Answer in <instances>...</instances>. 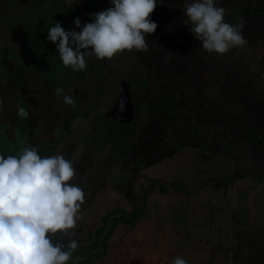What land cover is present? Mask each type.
<instances>
[{
    "label": "rangeland",
    "instance_id": "374dc122",
    "mask_svg": "<svg viewBox=\"0 0 264 264\" xmlns=\"http://www.w3.org/2000/svg\"><path fill=\"white\" fill-rule=\"evenodd\" d=\"M257 1L215 0L226 9L225 22L244 21L247 40L223 57L206 53L186 24L192 0H157L149 19L158 27L145 37L147 52L125 50L111 60L88 56L87 69L73 72L47 39L48 30L59 22L79 32L112 7L111 0H73L71 7L67 0H0L4 156L18 157L40 139L59 142L51 156L74 162L69 183L85 192L73 237L84 243L105 225L107 212H132L149 189L141 217L120 223L108 239L105 264H171L177 256L187 264H264V144L253 141L264 143V14L237 9ZM122 79L131 84L138 114L132 129L105 117ZM57 87L74 106L64 104L63 95L57 99ZM96 94L101 101L95 105ZM90 109L61 141L64 119ZM153 179L167 192L150 187ZM171 182L188 192H176Z\"/></svg>",
    "mask_w": 264,
    "mask_h": 264
},
{
    "label": "clouds",
    "instance_id": "9594fccd",
    "mask_svg": "<svg viewBox=\"0 0 264 264\" xmlns=\"http://www.w3.org/2000/svg\"><path fill=\"white\" fill-rule=\"evenodd\" d=\"M67 2L71 7L73 0ZM111 3L112 7L96 13L93 22L82 28L76 18L74 24L81 28L79 32L65 31L59 22L48 30L47 39L56 44L65 67L82 72L87 69L88 56L111 60L125 50H149L145 37L158 27L149 19L157 0H111ZM225 14L226 9L217 6L215 0H192L186 4V24L209 55L223 57L233 48L242 49L247 44L242 32L244 21L229 24L225 22ZM62 95L64 104L75 105L72 96L57 87L55 96L59 99ZM74 176L72 160L63 155L42 158L35 146L23 147L18 157L0 155V264H67L78 247L72 237L76 235L85 203L84 190L69 183ZM65 238L69 240L66 245L61 242ZM65 247L67 251L63 250ZM171 264L187 261L177 256Z\"/></svg>",
    "mask_w": 264,
    "mask_h": 264
},
{
    "label": "trees",
    "instance_id": "16d2710c",
    "mask_svg": "<svg viewBox=\"0 0 264 264\" xmlns=\"http://www.w3.org/2000/svg\"><path fill=\"white\" fill-rule=\"evenodd\" d=\"M262 1V5L261 6H257V5H241L239 7L240 11L241 12H245V11H249V12H253V13H264V0H261ZM147 63H150L148 60H146ZM94 70H97L95 68V66L92 67ZM146 83V82H145ZM98 96H96L97 98ZM97 101H98V98H97ZM90 110H74L70 113V116L66 119H64L63 121V127H62V130H61V139L62 138H65L67 137L72 131H71V126H72V123L75 119L79 118V117H89L90 115ZM256 133V132H254ZM260 139L259 137L257 138H254L253 141L254 142H258ZM54 145V144H53ZM57 146L54 145V146H49L48 145H45L43 144L42 147H41V151L38 152V154L43 158V157H48V156H51L54 151L56 150ZM5 151V149H3ZM0 152H3L1 151L0 149ZM3 154V153H1ZM178 182H171L170 183V186L173 188H175V191L179 192H188V190L186 189V186L184 185H180L178 187ZM149 186L152 187V188H155L158 186L159 191L160 192H167V186L162 183L161 180L159 179H153V180H150L149 181ZM149 189H147V192L145 191L143 196H142V201L144 202L146 200V197L147 194H148V191ZM143 202H140V205L136 206V208H134V210L132 212H127L125 211V209L123 208H117V209H114V210H111L109 212H107L104 216H103V219L105 221V225L101 226L98 231H96V237H97V240H96V243L99 245L100 242L102 241V238L103 237H106L108 236L112 231H108L107 229L109 228V226H111L112 229H115L116 226L120 223H124V224H129V225H132L135 221H137L141 215L143 214ZM107 248V246H106ZM63 250L67 251L68 249L65 247ZM76 252L73 251L72 252V257L75 255L74 253ZM88 253V252H86ZM84 253V254H86ZM87 263V262H86ZM70 264H76L74 261H72Z\"/></svg>",
    "mask_w": 264,
    "mask_h": 264
},
{
    "label": "flooded vegetation",
    "instance_id": "af4514ba",
    "mask_svg": "<svg viewBox=\"0 0 264 264\" xmlns=\"http://www.w3.org/2000/svg\"><path fill=\"white\" fill-rule=\"evenodd\" d=\"M250 138H251V136H250ZM250 140L252 141V139H250ZM258 142H260V141H258ZM125 211H127V210H125ZM232 211L234 212L235 209L232 208ZM127 212H129V211H127ZM237 212H238V210H237ZM102 221H104V220H102ZM82 222H84V219L81 220V223ZM119 225L120 224H118L116 226V228ZM126 225H128V224H126ZM109 227L110 228H108L107 230L108 231H112V232L108 236L103 237L102 238V241L100 242L99 245L96 243V240H97L96 233L93 236V232H89L88 233L89 234L90 243H84L83 240L78 239L77 240L78 247L76 249V252L74 253L75 255L73 257H71V259L67 262V264H70L72 261H74L76 264H96L98 261H99V264H105L106 263V258H104L105 257L104 255L106 254L107 250H109L108 249V246H107V241H108V239L111 237V235L116 230V228L115 229H112L111 226H109ZM98 229H99V227H98ZM76 232H79V229H76ZM57 235L59 236V234H57ZM73 237H72V239H73ZM53 242L55 243L57 241L54 240ZM61 242L66 245V243H68L69 240H68V238H65ZM224 245L223 244H219L220 248L218 250L222 251V253L225 252V251L223 252V250H224V247L223 246ZM106 246H107V248H106ZM232 251L233 250H231V252ZM86 252H88V253H86ZM84 253H86V254H84ZM228 258H229V256H228ZM222 264H223V259H222Z\"/></svg>",
    "mask_w": 264,
    "mask_h": 264
},
{
    "label": "water",
    "instance_id": "95a60500",
    "mask_svg": "<svg viewBox=\"0 0 264 264\" xmlns=\"http://www.w3.org/2000/svg\"><path fill=\"white\" fill-rule=\"evenodd\" d=\"M122 90L117 102L108 111L106 117L113 118L121 123H130L135 118V107L131 93V84L123 79Z\"/></svg>",
    "mask_w": 264,
    "mask_h": 264
},
{
    "label": "crops",
    "instance_id": "0c3cea01",
    "mask_svg": "<svg viewBox=\"0 0 264 264\" xmlns=\"http://www.w3.org/2000/svg\"><path fill=\"white\" fill-rule=\"evenodd\" d=\"M243 5H246V4H243ZM247 5H248V4H247ZM249 5H252V4H249ZM253 5L261 6V5H262V1H257V2H256L255 4H253ZM253 5H252V6H253ZM240 6H241V5L237 6V9H239ZM239 12H241L240 9H239ZM254 14L260 16V15H262V14H264V13H259V14H258V13H254ZM122 80H123V79H122ZM122 80H121V81H122ZM126 81H127V80H126ZM129 83H130V82H129ZM121 84H122V83H121ZM121 90H122V85H121ZM120 93H121V91H120ZM120 93H119V95H120ZM96 96H97V94H96ZM118 97H119V96H118ZM118 97H117L115 103L117 102ZM97 98H98V97H97ZM97 98H96L95 103H94L95 105L98 104L99 101H101V100H99V99H98V101H97ZM115 103H114V104H115ZM114 104H113L112 106H114ZM133 104H134V101H133ZM112 106H111V107H112ZM105 114H106V113H105ZM254 115H257V114L254 113ZM89 117H90V115H89ZM105 117H106V115H105ZM83 118H88V117H83ZM137 118H138V114H136V109H135V118H134V120H133L132 122H130V123H121V122H119V121H117V120H115V121L121 123L122 125L124 124V126H128V127L130 126V129H132L133 126H136V119H137ZM106 119H110V117H106ZM112 119H113V118H112ZM158 120H159V119H158ZM62 125H63V124H62ZM62 127H63V126H62ZM72 127H73V123H72V126H71V131H72ZM139 128H140V127H139ZM139 128H138V129H139ZM141 128H142V127H141ZM138 129H137V130H138ZM61 130H62V129H61ZM121 130L124 131L125 128L122 127ZM257 130L259 131V130H261V128H260L259 126H257L256 128H254V132H256ZM72 132H73V131H72ZM252 132H253V131H252ZM252 134H254V133H251L250 136H251ZM65 138H66V137H65ZM65 138H62L61 141H63ZM261 140H262V139H261ZM261 140H259L260 142H259V144H257V145L260 146V147L262 146V144H264V143H262L263 141H261ZM43 144H45V145H48V144H49V146H54V145H56V146H57L56 150H58V148L61 146V145H59V142H48L46 139H40L37 143L34 144L35 147L38 149V152L41 151V147H42ZM53 144H54V145H53ZM106 144H107V143H106ZM56 150H55V151H56ZM1 151H3V150H1ZM55 151H54V152H55ZM259 152L261 153L260 148H259ZM1 153H3V152H0V155H4V153H3V154H1ZM122 156H124V154H122ZM259 157H262V156L260 155ZM120 159H121V158H120ZM126 159H128L127 161H129V162L132 161V160H134L133 157H131V156L128 157V158H126ZM121 161L123 162V160H121ZM256 191H257V193H258V191H262V190H258V189H256ZM244 195H245L244 198H246V197L248 196V193H247V194L244 193ZM261 204H263V203H261ZM242 205H243V204H242ZM247 211H249V209H248V210L246 209V212H247ZM250 211H251V210H250ZM238 218L241 219V216L239 215ZM249 220H250V219H249ZM237 221H239V222H244V223H241V224H245V222H246V221H244V220H242V219H241V220H237ZM248 222H251V221H248ZM101 226H103V225H101ZM101 226H100V227H101Z\"/></svg>",
    "mask_w": 264,
    "mask_h": 264
}]
</instances>
